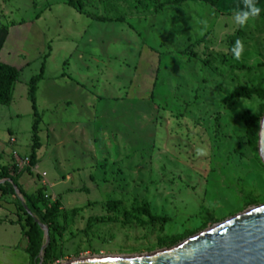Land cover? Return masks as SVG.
<instances>
[{
    "label": "rangeland",
    "instance_id": "1",
    "mask_svg": "<svg viewBox=\"0 0 264 264\" xmlns=\"http://www.w3.org/2000/svg\"><path fill=\"white\" fill-rule=\"evenodd\" d=\"M140 1L0 0L4 50L22 51L11 63L22 68L12 102L0 105V155L24 170L27 194L44 181L49 202L75 211L56 237L55 264L154 254L264 205V165L239 120L262 101L234 96L264 89V0L242 23L245 0L158 13ZM41 68L31 176L28 91ZM141 208L168 222L151 223Z\"/></svg>",
    "mask_w": 264,
    "mask_h": 264
},
{
    "label": "trees",
    "instance_id": "2",
    "mask_svg": "<svg viewBox=\"0 0 264 264\" xmlns=\"http://www.w3.org/2000/svg\"><path fill=\"white\" fill-rule=\"evenodd\" d=\"M147 4L153 9V13H158L161 9L165 7H175L182 6L187 2H199L210 6H215L218 0H146ZM139 5L144 8V5L138 0ZM142 4V5H141ZM42 69L38 76L32 78L29 81V91L28 99L31 103V108L34 111L35 121L31 129V153L29 157L28 167L26 172L32 176L31 169L37 164L36 152L40 149V139L38 135L40 119L37 116L36 105H35V89L38 81L42 77ZM19 77V71L13 67L0 63V105L8 106L12 100V91L16 80ZM234 96L239 99L251 100L252 98H258L262 101L258 109V113L252 114L249 112L244 113L239 120L246 126V135L248 141L253 149L254 154H256L257 160L260 159L257 154V143H258V132L260 126V120L264 114V89L259 88H239L234 92ZM2 156L0 155V161ZM24 170L18 171L15 167H7L0 165V181H5L0 184V194L1 196L12 197L13 203L16 205L17 212V225L20 226L22 241L25 242V246L22 248L19 245L17 248H21L23 253L28 257L29 264L39 263V253L43 245V232L35 222V220L30 216L34 215L38 222L44 225L48 229V234L50 237V242L44 251V257L42 264H55L60 258V251L57 243L56 237L61 235L63 228L69 225L68 220L73 222L75 217V211L71 210V218L68 214L62 211L61 203L59 200L54 202H49L45 195L43 194V187H39L32 194H27L18 185V179ZM15 190L23 197L25 201V207L29 214L24 210L23 205L18 201ZM25 218V224H22V216ZM138 214L145 216L151 223L165 224L168 222L166 218H159L152 216L151 212L147 208H141ZM59 219H63L65 222L64 227L59 228L57 222ZM91 220L88 221L90 224ZM66 223H68L66 225ZM171 241V242H170ZM173 238L167 239V242H160V245L169 246L173 243Z\"/></svg>",
    "mask_w": 264,
    "mask_h": 264
},
{
    "label": "water",
    "instance_id": "3",
    "mask_svg": "<svg viewBox=\"0 0 264 264\" xmlns=\"http://www.w3.org/2000/svg\"><path fill=\"white\" fill-rule=\"evenodd\" d=\"M257 145L259 158L264 165V114L259 126ZM4 182L0 181V184ZM15 193L18 197V191L15 190ZM19 200L29 214L22 200ZM35 222L43 232L38 263L42 264L50 237L48 229L38 221ZM66 264H264V205L244 211L161 252L137 257L79 258Z\"/></svg>",
    "mask_w": 264,
    "mask_h": 264
},
{
    "label": "crops",
    "instance_id": "4",
    "mask_svg": "<svg viewBox=\"0 0 264 264\" xmlns=\"http://www.w3.org/2000/svg\"><path fill=\"white\" fill-rule=\"evenodd\" d=\"M7 35L8 34L6 29H0V63L15 68L11 63L15 60V54H18L22 51L17 44L10 46L11 49L9 53L6 52V50H4V47L7 44V39H8ZM24 61H22V63H25ZM21 70L22 68L19 70V74ZM13 92H14V87H13L12 95ZM0 165L7 166V164H4L2 160L0 161ZM2 181H8V180H2ZM40 182H41L40 183L41 186L43 187V185H45L44 181H40ZM25 183L26 181L22 180L19 177L18 185L23 189L24 192H27V187ZM8 222H12L10 223L12 225H9ZM16 222H17V210H16V206L13 203L12 197L1 196L0 194V264H29L28 257L25 254L16 251L17 247L21 244L20 242L22 239L21 229L18 225H16ZM24 246H25V242L21 244L22 248Z\"/></svg>",
    "mask_w": 264,
    "mask_h": 264
},
{
    "label": "clouds",
    "instance_id": "5",
    "mask_svg": "<svg viewBox=\"0 0 264 264\" xmlns=\"http://www.w3.org/2000/svg\"><path fill=\"white\" fill-rule=\"evenodd\" d=\"M245 6L247 11L236 15L237 23H242L248 16H256L259 14V8L256 7V0H245ZM236 47L241 50L243 48V45L239 40L236 41Z\"/></svg>",
    "mask_w": 264,
    "mask_h": 264
},
{
    "label": "built area",
    "instance_id": "6",
    "mask_svg": "<svg viewBox=\"0 0 264 264\" xmlns=\"http://www.w3.org/2000/svg\"><path fill=\"white\" fill-rule=\"evenodd\" d=\"M11 143L13 144L14 143V141L13 140H11ZM12 155L14 156V158L15 159H17V155H16V153L15 152H12ZM24 164H26V163H24ZM27 165V164H26ZM18 166V165H17ZM19 168H21L20 166H18Z\"/></svg>",
    "mask_w": 264,
    "mask_h": 264
}]
</instances>
